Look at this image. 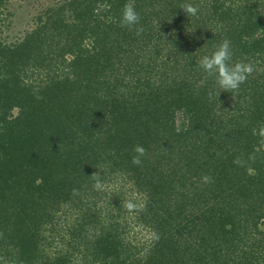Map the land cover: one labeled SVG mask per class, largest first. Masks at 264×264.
Returning a JSON list of instances; mask_svg holds the SVG:
<instances>
[{"label": "trees", "instance_id": "obj_1", "mask_svg": "<svg viewBox=\"0 0 264 264\" xmlns=\"http://www.w3.org/2000/svg\"><path fill=\"white\" fill-rule=\"evenodd\" d=\"M127 2L0 34V264H264V0H133L140 34ZM223 39L234 92L198 65Z\"/></svg>", "mask_w": 264, "mask_h": 264}, {"label": "clouds", "instance_id": "obj_2", "mask_svg": "<svg viewBox=\"0 0 264 264\" xmlns=\"http://www.w3.org/2000/svg\"><path fill=\"white\" fill-rule=\"evenodd\" d=\"M187 16L190 18L196 16L199 9L196 5L188 3L181 7ZM141 16L137 11L133 0H128L124 4L120 15V24L122 27L136 28L137 34L143 31L140 25ZM199 67L207 73L209 76H215L216 83L223 91H236L247 80L248 76L255 70L254 65L250 61L240 60L233 62V51L231 42L228 39H223L218 46L210 54H204L198 59ZM135 155L132 157V163L134 165H140L142 163V157L145 155V148L142 145H135L133 149ZM239 163V161H236ZM251 172V169H249ZM205 179H209L205 177ZM95 187L102 189L103 185L97 179ZM129 209H132L134 205L129 202L127 204Z\"/></svg>", "mask_w": 264, "mask_h": 264}, {"label": "rangeland", "instance_id": "obj_3", "mask_svg": "<svg viewBox=\"0 0 264 264\" xmlns=\"http://www.w3.org/2000/svg\"><path fill=\"white\" fill-rule=\"evenodd\" d=\"M61 0H9L6 7H4V15L11 12L5 20V25H1L3 31L0 33L4 36H9L14 40L16 37L21 36L26 29L33 28L32 17L45 14L46 10L53 6H58ZM45 18L46 16L43 15ZM9 24V26H8ZM16 111V110H15ZM16 113V112H15ZM179 124L181 123L178 121ZM144 239L150 233L144 231Z\"/></svg>", "mask_w": 264, "mask_h": 264}]
</instances>
